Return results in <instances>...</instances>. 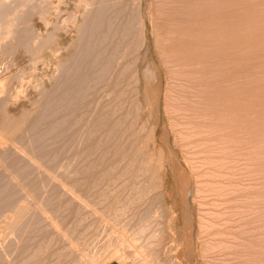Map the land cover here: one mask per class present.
<instances>
[{
  "label": "rangeland",
  "instance_id": "obj_1",
  "mask_svg": "<svg viewBox=\"0 0 264 264\" xmlns=\"http://www.w3.org/2000/svg\"><path fill=\"white\" fill-rule=\"evenodd\" d=\"M52 1L3 0L2 5L0 2V22L7 21L5 18L13 12L12 17L17 19L13 22L14 31L11 28L12 37L0 42V82H4L0 84L4 91H0V100L7 101L11 86L19 82L15 78H27L24 72L34 63L31 60L37 56V43L42 40L44 44L43 39L45 42L53 34L58 35L60 30L53 27L60 28L65 19L68 24L63 22L60 28L65 31L59 32L62 46H58L61 50L72 45L68 47V52L72 50L69 57L63 54L64 49L58 52L67 62L63 61L55 79L41 87L25 82V94L22 93L18 105L7 101L9 108L7 103V108L2 105L4 111L1 108L17 128L13 137L20 142L18 145L31 150V157L42 158L39 163L46 170L39 163L35 164L41 168L31 165L13 149L0 151V157L4 155L0 159V166L4 167H0V264H86L88 260L94 263L87 264H264V0H88L79 14L74 11L77 0H64L45 31L41 16L51 8ZM88 29L96 31H91L92 42L84 46L91 35ZM33 36L36 37L32 40ZM19 37L25 40L22 45ZM11 47L14 52L10 53ZM8 48L9 54L2 55ZM145 48L155 65L157 81L150 84L148 107L143 120L138 121L137 77ZM80 64L78 69L86 67V77H77L84 86L78 83V93L81 90L79 94L86 98L76 96L80 104L79 100L72 101L70 109L75 114L67 115V119L77 123L82 115L83 123L86 117L80 128L84 139L74 138L65 144V130L62 134L55 130L54 137L49 132L52 126L47 125L49 118L47 122H36L41 113L45 114L47 95L58 84L61 92L62 73L71 70L75 75L77 71H73ZM90 68L92 71L86 75L85 70ZM23 114L29 120L20 124ZM31 126L33 135L28 133L30 129L32 132ZM45 129L48 139L42 140ZM73 129L77 130L75 127L69 131ZM109 129L112 131L108 132ZM35 135L39 139L33 143L30 139ZM157 156L165 178L158 176L159 166L149 161ZM15 158L17 168H13L24 170L19 176L13 174L11 160ZM180 174L187 177L190 185L184 197L179 188ZM16 205L25 207V213L8 232L1 218L11 214ZM132 233L137 234L134 241L130 238ZM132 242L137 243L136 247Z\"/></svg>",
  "mask_w": 264,
  "mask_h": 264
},
{
  "label": "bare ground",
  "instance_id": "obj_2",
  "mask_svg": "<svg viewBox=\"0 0 264 264\" xmlns=\"http://www.w3.org/2000/svg\"><path fill=\"white\" fill-rule=\"evenodd\" d=\"M3 0H0V2H1V5H2V2ZM40 1V0H39ZM63 1L64 0H53L52 1V3H50L49 5H51L50 7V9L48 10V9H46V10H48L44 15H42L41 17V26L44 28V30H45V28H47L48 27V25L50 24V22H51V20H52V18H53V14H55L56 13V11L58 10V8L62 5V3H63ZM87 1L88 0H77V1H75L76 2V4H75V6H74V8H75V13L76 14H79L80 13V11H83L84 10V8H86V6L88 5V3H87ZM5 2V1H4ZM42 2H44V1H42ZM48 2H49V0H48ZM50 2H51V0H50ZM65 2V1H64ZM38 3V2H37ZM69 3V2H68ZM73 3H74V1H73ZM48 4V3H47ZM0 5V6H1ZM24 5H25V3H24ZM34 5H35V3H34ZM46 5V4H45ZM67 5V4H66ZM23 6V5H22ZM68 6V5H67ZM49 7V6H48ZM73 7V6H72ZM44 8H47V6H45ZM43 8V9H44ZM0 9H2V8H0ZM17 9V8H16ZM113 9V8H112ZM64 10V9H63ZM105 10V9H104ZM14 11V10H13ZM23 11V10H22ZM41 11V10H40ZM65 11V10H64ZM73 11V12H74ZM62 12V11H61ZM94 12V11H93ZM1 13V12H0ZM14 13V12H13ZM12 13V14H13ZM20 13V12H19ZM83 13V12H82ZM11 14V16H10V14L5 18V19H8L7 21H2V22H0V40H2V41H0V42H2L3 43V41L5 40L6 41V39H10V36L12 37V32L14 31L13 30V28L14 27H12L14 24H15V22H16V20L17 19H15V17H12V16H14V15H12ZM18 14V13H17ZM16 14V15H17ZM61 14H63V13H61ZM71 14V13H70ZM76 14H74L73 15V17L74 16H76ZM97 14H98V12H97ZM57 15V13L55 14V16ZM10 16V17H9ZM105 16V15H104ZM24 17V16H23ZM57 17V16H56ZM126 17V16H125ZM33 18V17H32ZM38 18V17H37ZM36 18V19H37ZM40 18V17H39ZM63 18H66L65 16L64 17H62V19ZM70 18V20L72 21V20H74V19H72V17H69ZM75 18V17H74ZM103 18V17H102ZM3 19H4V17H3ZM22 19V18H21ZM61 19V20H62ZM31 20V19H30ZM67 20H69V19H67ZM69 20V21H70ZM94 20H96V19H94ZM37 21V20H36ZM55 21V20H54ZM76 21V20H75ZM104 21V20H103ZM13 22H14V24H13ZM39 22V21H38ZM63 22H65V24L67 25L68 23V21L66 22V19H65V21L63 20L62 21V24L61 23H59V24H61V27H63L62 25H63ZM74 22V21H73ZM78 22V21H77ZM92 22V21H91ZM53 23V22H52ZM55 23V22H54ZM72 22H70L69 24H71ZM103 23V22H102ZM58 24V25H59ZM79 24V23H78ZM97 24V23H96ZM66 25H65V29H68L67 27H66ZM73 25H74V23H73ZM72 25V26H73ZM77 25V24H76ZM95 25V24H94ZM117 25V24H116ZM23 26V25H22ZM70 25H68V27H69ZM75 26V25H74ZM97 26H98V24H97ZM97 26H95V27H97ZM101 26V25H100ZM108 26V25H107ZM106 26V27H107ZM109 26H110V24H109ZM112 26H113V23H112ZM16 27V26H15ZM58 26L56 25V27H55V25H54V29L56 28V30L57 31H61L62 29H60V28H57ZM76 27H78V26H76ZM75 27V28H76ZM95 27L93 28V26H92V28L93 29H95ZM11 28H12V30H11ZM110 28H112V27H110ZM53 29V30H54ZM59 29V30H58ZM90 29V28H89ZM88 29V30H89ZM93 29H91V31H93V32H95L96 30H93ZM97 29V28H96ZM122 29V28H121ZM32 30V29H31ZM55 30V31H56ZM75 30V29H74ZM87 30V31H88ZM105 30H106V28H105ZM107 30H108V28H107ZM113 30H115V29H113ZM116 30H118L117 28H116ZM12 31V32H11ZM16 31V30H15ZM46 31V30H45ZM57 31H56V33H57ZM59 31V32H60ZM63 31H65L64 29L62 30V32L61 33H64ZM67 31V30H66ZM90 31V30H89ZM90 31V33L89 34H91L90 36H89V38H88V42L86 41V39H85V41L87 42H84V46H85V44H88L89 43V41H91V36H93L92 34V32ZM108 31H110V30H108ZM112 31V30H111ZM18 32V31H17ZM41 32V31H40ZM54 32V31H53ZM59 32L57 33L58 35H59ZM68 32V31H67ZM69 32H70V30H69ZM81 32V31H80ZM100 32V31H99ZM102 32V31H101ZM120 32V31H119ZM124 32V31H123ZM14 33V32H13ZM16 33V32H15ZM29 33H31L30 31H29ZM52 33V32H51ZM66 33V32H65ZM73 33H74V31H73ZM77 33V32H76ZM112 33V32H111ZM115 33V32H114ZM34 34V33H33ZM40 34H43V33H40ZM104 34V33H103ZM121 34V33H120ZM125 34V33H124ZM24 35V34H23ZM47 35L48 36H50V32L49 33H47ZM58 35H56L55 34V36H54V34L52 35V36H50L48 39H46L45 40V42H44V39H43V43L44 44H42V40H41V43L39 42V43H37L38 44V46L36 47V48H34L35 49V51L37 50V56H35L36 58H34L33 60H31L32 59V57L30 56V58H29V60H31V62H34V63H32V64H29L30 65V68L28 69V70H26V69H24V70H26L25 72H24V74L25 73H27L25 76H27V78L26 77H24V78H21V76L20 75H22V73H20V75H19V78H21V79H17L18 77V74H17V78H15L12 74V76H13V78H15V80H19V82L18 83H16V84H13V86H11L12 85V83L11 84H9L8 85V83H9V81H8V79H7V81H8V83H7V86H11L12 87V91H11V94H10V96H8L7 95V97H9L8 99H7V101L9 102H11L13 105H18V103L21 101V98L23 97L22 96V93H23V89L25 88L24 86H26V84H28L29 85V83H30V85H31V83L33 84H35L36 83V86L37 87H41L44 83H46L47 81H50V80H52L53 78L55 79V76L58 74V72H60V67L62 66V64H64L63 63V61L65 60H62L63 58H61L60 56H59V54H58V52L59 53H61L62 51H63V49H64V51H63V54H65V56H67V57H69V53L71 54V52H72V50H70L69 52H68V47L70 48L71 46L70 45H68L67 44V48H66V46L62 49L61 48V50H60V46H62V40L60 41L59 39H60V37L61 36H58ZM112 35V34H111ZM14 36V35H13ZM19 36V35H18ZM31 36V35H30ZM87 36V37H88ZM114 36V35H113ZM116 36V35H115ZM22 37V36H21ZM21 37H19V41H21V44L20 45H22V41L24 40V38H21ZM36 37V36H35ZM34 36H33V38H31L32 40L35 38ZM40 37H41V35H40ZM59 37V38H58ZM66 37V36H65ZM104 37V36H103ZM102 37V38H103ZM15 38H16V35H15ZM58 38V39H57ZM64 38V37H63ZM69 38V37H68ZM114 38V37H113ZM17 39V38H16ZM22 39V40H21ZM25 39H26V37H25ZM38 39V37L36 38V40ZM40 39V38H39ZM66 39V38H65ZM64 39V40H65ZM71 39V38H70ZM93 39V38H92ZM67 40V39H66ZM103 40H105V39H103ZM110 40V39H109ZM12 41V40H11ZM25 41V40H24ZM95 41H97V40H95ZM94 41V42H95ZM102 41V40H101ZM106 41V40H105ZM26 42H27V40H26ZM92 42V41H91ZM104 42V41H103ZM1 43V44H2ZM27 43H29V42H27ZM27 43H25L24 42V44H27ZM35 44H36V42H34ZM34 43H32L33 45H34ZM96 43V42H95ZM19 44V43H18ZM41 46H40V45ZM59 44H61L60 46H58ZM76 43H74V45H75ZM97 44H98V41H97ZM103 44V43H102ZM106 44H108V43H106ZM3 45V44H2ZM8 45V44H7ZM91 45H92V43H91ZM95 45V44H94ZM93 45V46H94ZM10 46V45H9ZM14 46V45H13ZM12 46V47H13ZM16 46H17V43H16ZM36 46V45H35ZM40 46V47H39ZM87 46H89V45H87ZM100 46V45H99ZM2 47V46H1ZM7 47V46H6ZM12 47H11V50H10V53H11V51L13 50L12 49ZM34 47V46H33ZM32 47V48H33ZM66 48V49H65ZM88 50H90V48H88V47H86ZM97 48V47H96ZM100 48V47H99ZM9 49L10 48H8V51H6L5 53L3 52V54L2 55H4L5 54V56L7 55V52H8V54H9ZM95 49V48H94ZM108 49V48H107ZM106 49V50H107ZM3 50V49H2ZM96 50V49H95ZM31 51V50H30ZM32 51H34V50H32ZM61 51V52H60ZM80 51V50H79ZM13 52H14V50H13ZM65 52V53H64ZM75 52V51H74ZM93 51H91V53H92ZM96 53H97V51H95ZM94 52V53H95ZM105 52V51H104ZM25 53H27L26 51H25ZM87 53V52H86ZM85 53V54H86ZM89 53V52H88ZM62 54V55H63ZM105 54V53H104ZM14 55V54H13ZM29 55H31V54H29ZM29 55H27V56H29ZM10 56V55H9ZM15 56V55H14ZM23 56V55H22ZM71 56V55H70ZM84 57L83 58H85V55H83ZM96 56V55H95ZM190 56V55H189ZM4 57V56H3ZM73 57V56H72ZM87 57V56H86ZM90 57V56H89ZM2 58V57H1ZM10 58H11V56H10ZM21 58V57H20ZM79 58V57H78ZM82 57H81V59L82 60H85V59H83ZM67 59H69V58H67ZM94 59H95V57H94ZM3 60V59H2ZM21 61V60H20ZM81 61V60H80ZM96 61V60H95ZM12 62V60L10 61V63ZM27 62V61H26ZM64 62H67L66 60L64 61ZM78 62H79V60H78ZM93 61H91V63H92ZM191 62V61H190ZM8 63V62H7ZM75 63H77V62H75ZM82 64H83V62H81ZM89 64L88 66L89 67H91V65L92 64ZM5 65H6V61H5V63H4ZM35 64V65H34ZM93 64H94V62H93ZM8 65V64H7ZM21 65V64H20ZM31 65H32V67H31ZM1 66V65H0ZM25 66H27V65H25ZM74 66V65H73ZM78 66V65H77ZM80 67H77V69L76 70H74L73 72L75 73V71H77V73H79V75H76L77 73H75V75L71 72V70L70 69H68V70H70L69 72L71 73V74H73V76L67 71V73H66V75H65V73H62V75H63V78H62V82H60V83H62V89H61V92H60V88H57V87H60V85L58 84V86L55 88V91L53 92V93H51L49 96L47 95V98H45V99H47V101H46V103H45V107H43L44 109V111H45V114H44V112L43 113H39L40 114V116H38L39 118L37 119V124H39V122H42V120H43V122H44V120L46 121V120H48V118H49V120L50 119H52V121H49L48 120V122H49V124L47 123V125L48 126H52V128L50 127V129H49V127H47V129H49L50 131L49 132H51L52 133V135L54 136V134H53V132H55V130H59L60 131V133L62 134V132L61 131H64L65 130V132L64 133H67V135L66 136H63V137H66V141L64 140V142H65V144H67V142H71V140L72 139H74V138H80V139H84V138H82L81 137V127L83 126V125H85V121H86V117H85V121H83V123H82V120L84 119L83 118V116L82 115H80L81 117H79V121L77 122V123H75V121L74 122H68V119H67V117H69V116H67V115H73V113L75 112H73V111H71V109H70V106H71V104H72V101H73V103L75 102H77L78 100V102H77V104L80 102V99H78L77 100V97H79V98H81L82 100L84 99V98H86V97H82V96H84L82 93L81 94H79L80 92H81V90L79 91V93H78V87H81L78 83H80V82H83V81H79L78 79L79 78H77L78 76L79 77H81V76H83V79H84V70L83 69H85V68H83V69H78V68H81V64L79 65ZM87 66V67H88ZM155 65L151 62V60H150V58L148 57V49L147 48H145L144 49V51H143V53L141 54V62H140V64H139V68H138V70H139V72H138V77L137 78H139L138 79V82H140V84H139V92L138 93H140L139 94V102L137 103L138 104V109H139V114H140V116H138V121H142L143 120V116H144V109H146L148 106H147V103H149V102H147L148 101V99H149V97H150V94H149V91H150V88H151V86L153 85V83L154 82H156L157 81V72H156V68L154 67ZM8 67H9V65H8ZM76 66H74V68H75ZM3 68V67H2ZM5 68V67H4ZM73 68V67H72ZM92 68V67H91ZM90 68V70H85V72L87 73L86 75H88L89 73H90V71H92V69ZM10 69H12V68H10ZM21 69H23V67H21ZM39 70V71H38ZM73 70V69H72ZM113 70V69H112ZM4 71V70H3ZM5 72V71H4ZM20 72V71H19ZM22 72V71H21ZM62 72H63V70H62ZM81 72H83V75H81ZM89 72V73H88ZM8 74V73H7ZM6 74V75H7ZM14 75H15V73H13ZM9 75V74H8ZM62 75H61V77H62ZM4 76V75H3ZM74 76H76V78H77V80L79 81H74L76 78H73ZM137 76V75H136ZM9 77H10V75H9ZM60 77V76H59ZM61 77L60 78H58V79H61ZM65 77V78H64ZM86 77V76H85ZM88 77V76H87ZM96 77V76H95ZM13 78H11V79H13ZM56 78V79H57ZM98 78H99V76H98ZM134 78V77H133ZM136 78V79H137ZM3 79H5V78H3ZM10 79V80H11ZM27 79V80H26ZM135 79V78H134ZM14 80V81H15ZM26 80V81H25ZM86 80V79H85ZM90 80V79H89ZM12 81V80H11ZM13 81V82H14ZM59 81V80H58ZM137 81V80H136ZM2 82H3V80H2ZM25 82H26V84H25ZM53 82H54V80H53ZM118 82V81H117ZM4 83V82H3ZM3 83H1L0 82V84H3ZM91 83V82H90ZM94 83V82H93ZM107 83V82H106ZM137 83V82H136ZM5 84H6V82H5ZM81 85H82V87H84L83 86V83H80ZM86 84V83H85ZM132 84V83H131ZM150 84H152L151 86H150ZM27 85V86H28ZM51 85V84H50ZM53 85V84H52ZM56 85V84H55ZM54 85V86H55ZM34 88H36V86H34V85H32ZM0 87H1V85H0ZM3 87V86H2ZM1 87V90L0 91H2V88ZM30 87V86H29ZM53 87V86H52ZM134 87V86H133ZM5 89L7 88L6 87V85H5V87H4ZM54 88V87H53ZM137 88V87H136ZM11 89V88H10ZM10 89H7V90H10ZM81 89V88H80ZM135 89V88H134ZM34 90V89H33ZM36 90V89H35ZM35 90H34V92H35ZM57 90H59L58 92H57ZM84 90V89H83ZM82 90V91H83ZM26 91V90H25ZM42 91V90H41ZM40 91V92H41ZM86 91H88V90H86ZM123 91V90H122ZM136 91V90H135ZM27 92V91H26ZM37 93H38V91H36ZM43 92V91H42ZM78 93V94H75V95H73L74 93ZM92 92V91H91ZM2 93H4V91H2ZM1 93V94H2ZM6 93V92H5ZM10 93V91H8V93H6V94H9ZM36 93V94H37ZM73 93V94H72ZM86 93V92H85ZM90 93V92H89ZM25 93H23V95H24ZM41 94V93H40ZM47 94V93H46ZM43 95H44V93H43ZM42 95V96H43ZM107 95H109V94H107ZM123 95V94H122ZM22 96V97H21ZM41 96V97H42ZM73 96V97H72ZM77 96V97H76ZM102 96V95H101ZM1 97V96H0ZM21 97V98H20ZM44 97V96H43ZM76 97V98H75ZM2 98V97H1ZM0 98V99H1ZM5 98V97H4ZM19 98H20V100H19ZM137 98V97H136ZM26 99V98H25ZM120 99V98H119ZM6 100V99H5ZM74 100H77V101H74ZM81 100V101H82ZM5 102L4 100L2 101V100H0V113L3 115V113L4 112H1L2 110H1V108L3 109V111H4V108L7 106L8 107V102ZM19 101V102H18ZM27 101V100H26ZM83 102V101H82ZM81 102V103H82ZM134 102V101H133ZM6 103H7V105H6ZM11 103H10V106L12 107L13 105H11ZM43 103V104H44ZM27 104V103H26ZM28 104H30V103H28ZM40 104V103H39ZM80 104V103H79ZM85 104V103H84ZM83 103H82V105L85 107V105H84ZM95 104V103H94ZM2 105H6L5 107L4 106H2ZM97 105V104H96ZM21 106V105H20ZM24 106V105H23ZM22 106V107H23ZM77 106H80V105H77ZM6 107V108H7ZM16 107V106H15ZM39 107V106H38ZM47 107V108H46ZM72 107V106H71ZM110 107V106H109ZM135 107V106H134ZM224 107V106H223ZM5 108V109H6ZM9 108V107H8ZM76 108V107H75ZM94 108V107H93ZM13 109H14V106H13ZM20 109H21V107H20ZM48 109H49V111H48ZM81 109V108H80ZM9 110V109H8ZM10 110H11V108H10ZM15 110H16V108H15ZM22 110V109H21ZM37 110H39V109H37ZM48 111V113H46L47 111ZM74 110V109H73ZM79 110V109H78ZM85 110V109H84ZM132 110V109H131ZM137 110V109H136ZM6 111V110H5ZM12 111V110H11ZM20 111V110H19ZM105 111V110H104ZM17 112V111H16ZM30 112H31V110H30ZM30 112H29V114H30ZM50 112V113H49ZM70 112V113H69ZM91 112V111H90ZM89 112V113H90ZM102 112V111H101ZM137 112H138V110H137ZM19 113V112H18ZM25 113V112H24ZM84 113V112H83ZM96 113V112H95ZM0 114V115H1ZM15 114V113H14ZM17 114V113H16ZM21 114H22V112H21ZM33 114V113H32ZM38 114V115H39ZM48 114V117L46 118V116L45 115H47ZM50 114V115H49ZM75 114V113H74ZM98 114H100V113H98ZM1 115V116H2ZM5 115V116H4ZM3 115V118L2 117H0V151H2V150H4V152H5V149H9L8 151H10L11 149H13L14 151H15V153L17 152V154H19V153H21V157L20 158H22V157H24L25 158V160H27L28 162H30L31 163V165H35V167L37 166V168H39L41 165H43V164H41L40 165V163H39V159L41 160L42 158H39L38 157V159L35 157H31V155H33L34 153H32V154H28V152H30V151H27V149H25L24 148V146H23V148H22V146L20 147L18 144L20 143L19 141V143L17 142V140H15L14 139V137H13V135H16L15 133L13 134V132L14 131H16V126H14L13 124H11V122L13 121V120H11L12 118L9 116V114H8V112H6L5 114ZM26 115V114H25ZM24 114H23V119L21 118V120L22 121H20L19 120V122H20V124L23 122V121H26L28 118L25 116ZM37 115V114H36ZM60 115H63V117L62 116H60ZM84 115V114H83ZM137 115V114H136ZM14 116V115H13ZM16 116V115H15ZM18 116H19V118H20V114H18ZM27 116H28V114H27ZM32 116V115H31ZM34 116V115H33ZM44 116H45V118H44ZM124 116V115H123ZM42 117H43V119H42ZM113 117V116H112ZM128 117V116H127ZM71 118V117H70ZM69 118V119H70ZM74 118V117H73ZM82 118V120H80ZM91 118H92V116H91ZM99 118V117H98ZM106 118V117H105ZM14 119V118H13ZM18 118H16L15 120H17ZM24 119H26V120H24ZM41 121H40V120ZM75 119V118H74ZM73 119V120H74ZM107 119H109V118H107ZM135 119H136V117H135ZM147 119V118H146ZM29 120V119H28ZM30 120H32L31 118H30ZM54 120H56V121H54ZM72 120V121H73ZM95 120V119H94ZM126 120V119H125ZM18 121V120H17ZM54 121V122H53ZM59 121L61 122V124L59 123ZM96 121V120H95ZM94 121V122H95ZM98 121V120H97ZM108 121V120H107ZM136 121H137V119H136ZM19 122H18V124H19ZM30 122V121H29ZM47 122V121H46ZM53 122V123H52ZM157 122V118L155 117V123ZM13 123V122H12ZM36 123L34 122V128L35 127H37V126H35L36 125ZM58 123V124H57ZM71 123H72V125H71ZM87 123V122H86ZM96 123V122H95ZM101 122L99 121V124H100ZM133 123V122H132ZM139 123H142V122H138V124ZM144 123H146L145 122V120H144ZM15 124V123H14ZM20 124H19V129H20ZM24 124V126H25V123H23ZM28 124V123H27ZM108 124V123H107ZM106 124V125H107ZM143 124V123H142ZM134 125H136V124H134ZM133 125V126H134ZM46 126V125H45ZM66 126V127H65ZM72 126V127H71ZM80 126V127H79ZM127 126V125H126ZM140 126V125H139ZM144 126V125H143ZM143 126H141V127H143ZM23 127V126H22ZM32 127V132H31V129H30V131L28 132V133H30V134H32L33 133V131H34V128H33V126H31ZM76 127V129L77 130H74L73 129V132L72 131H69L70 129H72V128H75ZM117 127V126H116ZM138 127V126H137ZM28 128H30V127H28ZM65 128V129H64ZM96 129H97V126L95 127ZM110 128H112L111 126H110ZM125 128V127H124ZM150 128V127H149ZM22 129V128H21ZM36 129V128H35ZM103 129H105L106 130V128H103ZM29 130V129H28ZM40 130V129H39ZM46 130V129H45ZM127 130V129H126ZM48 130H46L44 133H43V136H40V138L42 139V140H44V138H42V137H45V138H47L46 137V135H47V133H49V132H47ZM102 131V130H101ZM110 131V129L108 130V132ZM112 131V130H111ZM110 131V132H111ZM134 131V133H135V130H133ZM19 132V131H18ZM22 132V131H21ZM35 132V131H34ZM87 132V131H86ZM100 132V130L97 132V133H99ZM137 132V131H136ZM17 133V132H16ZM45 133H46V135H45ZM63 133V134H64ZM95 132L93 131V133L92 134H94ZM106 134H107V132H105ZM113 133V132H112ZM152 133H153V130H152ZM21 134V133H20ZM29 134V135H30ZM37 134V133H36ZM57 134V133H56ZM59 134V133H58ZM96 134V133H95ZM101 134V133H100ZM110 134V133H109ZM123 134V133H122ZM33 135V134H32ZM40 135V134H39ZM45 135V136H44ZM48 136H50L49 134H48ZM59 136V135H58ZM57 136V137H58ZM87 136V135H86ZM85 136V137H86ZM96 136V135H95ZM100 136H102V135H100ZM99 136V137H100ZM108 136H110V135H108ZM17 137L18 138H20L19 137V135H17ZM21 137H23L24 138V135L23 136H21ZM37 136L35 135V136H32V138L30 139L31 141H33V143H36L37 142V140L39 139V137L38 138H36ZM52 137V136H51ZM54 137H56V136H54ZM60 137V136H59ZM90 137V136H89ZM98 137V138H99ZM23 138H21V139H23ZM53 138V137H52ZM52 138H50V139H52ZM91 138H92V136H91ZM90 138V139H91ZM98 138H97V141L96 142H98ZM17 139V138H16ZM48 139V138H47ZM58 139V138H57ZM63 139V138H62ZM68 139L70 140V141H68ZM89 139V138H88ZM111 139V138H110ZM93 140V139H92ZM96 140V139H95ZM102 140V139H101ZM105 140V139H104ZM112 140V139H111ZM94 141V140H93ZM106 141V140H105ZM39 142H41V140H39ZM38 142V143H39ZM43 142V141H42ZM45 142V141H44ZM72 142H73V140H72ZM76 142V141H75ZM30 143V142H29ZM32 142L30 143V145L31 144H33ZM46 143V142H45ZM44 143V144H45ZM56 143V142H55ZM84 143V142H83ZM24 144V143H23ZM41 144V143H40ZM64 144V145H65ZM69 144V143H68ZM72 144V143H71ZM109 144V143H108ZM108 144H106V145H108ZM25 145V144H24ZM29 145V144H28ZM43 145V144H42ZM70 145V144H69ZM75 145V144H74ZM96 145H98V144H96ZM95 145V146H96ZM36 146H38L37 144H36ZM79 146V145H78ZM89 146V145H88ZM99 146V145H98ZM29 147V146H28ZM31 148L32 147H34V145H32V146H30ZM39 147V146H38ZM64 147V146H63ZM77 147V146H76ZM91 147V146H90ZM94 147V146H93ZM41 148V147H40ZM49 148V147H48ZM47 148V149H48ZM81 148V147H80ZM34 149H35V147L32 149L33 150V152H34ZM36 149H37V147H36ZM42 149V148H41ZM44 149H46V147L44 148ZM44 149H43V151H44ZM46 149V150H47ZM62 149V148H61ZM71 149V148H70ZM90 150H92V149H90ZM95 150V149H94ZM96 150H97V148H96ZM140 150V149H139ZM14 151H12V152H14ZM36 151V150H35ZM37 151H38V149H37ZM43 151H41V152H43ZM98 151V150H97ZM96 151V152H97ZM84 152V151H83ZM92 152H93V150H92ZM2 153V152H1ZM9 153V152H8ZM15 153H14V155H15ZM50 153V152H49ZM59 153V152H58ZM70 153V152H69ZM52 154V153H51ZM61 154V153H60ZM65 154V153H64ZM96 154V153H95ZM151 154V153H150ZM154 154V153H153ZM9 155H11V153L9 154ZM35 155H38V154H35ZM34 155V156H35ZM41 155V154H40ZM46 155H47V152H46ZM66 155V154H65ZM71 155V154H70ZM79 155V154H78ZM88 155V154H87ZM147 155H149V154H147ZM2 156H4V155H1V157ZM16 156V155H15ZM39 156V155H38ZM45 156V155H44ZM155 156V155H154ZM1 157H0V159H1ZM11 157H12V155H11ZM10 157V158H11ZM14 157V156H13ZM12 157V158H13ZM43 157V156H42ZM52 157V156H51ZM53 157H55L56 158V156L54 155ZM64 157V156H63ZM78 157V156H77ZM82 157V156H81ZM93 157V156H92ZM11 158V159H12ZM19 158V159H20ZM24 158H22V159H24ZM45 158V157H44ZM60 158V157H59ZM66 158V157H65ZM152 157H150V162H151V164H157L158 165V162H156L157 161V158H158V156L156 157V159H154V158H152ZM171 158V157H170ZM51 159V158H50ZM67 159V158H66ZM2 160H4V159H2ZM1 160V161H2ZM5 160H7V159H5ZM4 160V161H5ZM21 160V159H20ZM43 160V159H42ZM105 160V159H104ZM3 161V162H4ZM12 162L11 163H13V166H12V169H14L13 167H15L16 166V164H17V159L15 158V159H13V160H11ZM38 161V162H37ZM53 161V160H52ZM66 161V160H65ZM71 161V160H70ZM73 161V160H72ZM76 161V160H75ZM159 161V160H158ZM2 162V163H3ZM19 162V161H18ZM27 162V163H28ZM143 162H144V159H143ZM146 163H148L147 161H145ZM149 162V163H150ZM1 163V162H0ZM6 163V162H5ZM20 163V162H19ZM27 163H25V165L27 164ZM37 163H39V165H36ZM51 163V162H50ZM53 163V162H52ZM55 163V162H54ZM10 164V163H9ZM29 164V163H28ZM27 164V165H28ZM46 164V163H45ZM144 164V163H143ZM150 164V165H151ZM161 165H155V166H157L158 167V169H159V172H158V176H159V174L161 175L162 174V176L165 178V170L162 168V163H160ZM2 165V164H1ZM4 165V164H3ZM95 165V164H94ZM149 165V164H148ZM9 166V165H8ZM18 166V165H17ZM29 166V165H28ZM28 166H27V168H28ZM39 166V167H38ZM47 166V165H46ZM49 166V165H48ZM56 166V165H55ZM1 168H4L3 166H0ZM42 167H44L45 168V166L43 165ZM51 167V166H50ZM50 167L48 168V170L50 169ZM15 168H17V167H15ZM20 168H22V167H20ZM23 168L25 169V167L23 166ZM31 168V167H30ZM41 168V167H40ZM43 168V169H44ZM78 168V167H77ZM108 168V167H107ZM178 168V167H177ZM8 169H9V167H8ZM12 169H10V173H13V174H17L18 176L20 175V173H23L24 172V170H22V169H20V171L17 169V171H16V169H14V171L12 172ZM32 169V168H31ZM63 169H65V168H63ZM6 170V169H5ZM26 170V169H25ZM28 170H30L29 168H28ZM44 170H46V168L44 169ZM56 170H57V168H56ZM16 171V172H15ZM23 171V172H22ZM39 171V170H38ZM41 171V170H40ZM65 171V170H64ZM74 171V170H73ZM158 171V170H157ZM156 171V172H157ZM179 171V170H178ZM9 172V171H8ZM33 172V171H32ZM42 172V171H41ZM41 172H40V174H41ZM46 172V171H45ZM49 172H50V170H49ZM27 173H28V171H27ZM30 173V172H29ZM37 173V172H36ZM39 173V172H38ZM42 173H44V172H42ZM53 173V172H52ZM55 173H57V172H55ZM44 174H46V173H44ZM54 174V173H53ZM71 174V173H70ZM157 174V173H156ZM11 175V174H10ZM37 175V174H36ZM43 175V174H42ZM61 175V174H60ZM13 176V178H14V175H12ZM12 176H10V178H12ZM55 176V175H54ZM26 178H27V176H26ZM90 178H91V176H90ZM96 178H97V176H96ZM164 178H162V179H164ZM179 178H180V183H179V188H180V192L182 193L181 195L184 197L187 193H188V191H189V183L186 181V179H187V177H186V179L183 177V176H181V174H180V176H179ZM15 179V178H14ZM35 179V178H34ZM157 179V178H156ZM16 180V179H15ZM14 180V181H15ZM18 180V179H17ZM94 180V179H93ZM44 181V180H43ZM49 181V180H48ZM23 182V181H22ZM161 182H162V180H161ZM17 183L19 184V182L17 181ZM24 183V182H23ZM49 183V182H48ZM79 183V182H78ZM40 184V183H39ZM61 185V184H60ZM52 186V185H51ZM7 187V186H6ZM9 187V186H8ZM21 187V186H20ZM36 187V186H35ZM44 187V186H43ZM54 187V186H53ZM152 187V186H151ZM159 187V186H158ZM5 188V187H4ZM45 188H46V186H45ZM57 188V187H56ZM65 188V187H64ZM43 189V188H42ZM66 189H67V187H66ZM80 189V188H79ZM152 189V188H151ZM161 189V188H160ZM20 191V190H19ZM40 191H41V189H40ZM88 191V190H87ZM95 191V190H94ZM158 191V190H157ZM23 192V191H22ZM67 192V191H66ZM20 193V192H19ZM26 193V192H25ZM40 193V192H39ZM146 194V193H145ZM147 196V195H146ZM2 197V196H1ZM39 197V196H38ZM11 198V197H10ZM35 199V198H34ZM158 200V199H157ZM17 202V201H16ZM20 202V201H19ZM155 202V201H154ZM1 203H3V202H1ZM7 203V202H6ZM156 203V202H155ZM1 205V204H0ZM7 206H8V204H6ZM5 205V209H7L8 207ZM10 205V204H9ZM26 205V204H25ZM29 205V204H28ZM39 205V204H38ZM152 205V204H151ZM159 205V204H158ZM2 206V205H1ZM150 206V205H149ZM10 207V206H9ZM16 208L15 209H12V211H11V214L10 213H8L9 215H6V216H4L3 215V218H1V219H4V226H3V228H5L7 231H8V229L9 230H11V229H13L17 224H18V222L21 220V218H22V216H23V214L25 213V207H18L17 208V205L15 206ZM44 208V207H43ZM28 210V209H27ZM35 210V209H34ZM41 210V209H40ZM7 211V210H6ZM9 211V210H8ZM2 212H5V210L4 211H2ZM10 212V211H9ZM43 212V211H42ZM51 212V211H50ZM45 213V212H44ZM47 213H49V212H47ZM2 215H0V217H1ZM50 217V216H49ZM76 217V216H75ZM159 217V216H158ZM46 218V217H45ZM48 219V218H47ZM47 219H45V220H47ZM145 220H146V218H145ZM2 221V220H1ZM57 221H58V219H57ZM51 222V221H50ZM60 223V222H59ZM149 223H150V221H149ZM1 224V223H0ZM39 224V223H38ZM145 224V223H144ZM52 225H54V224H52ZM138 226V225H137ZM54 227H55V225H54ZM135 227V226H134ZM23 228V227H22ZM22 228H21V230H22ZM0 229H1V226H0ZM70 229V228H69ZM143 229V228H142ZM56 230H57V228H56ZM134 230V229H133ZM68 231V230H67ZM86 231V230H85ZM6 232V231H5ZM9 232V231H8ZM60 232V231H59ZM75 232V231H74ZM140 232V231H139ZM139 232L138 231H136V233L137 234H139ZM57 233V232H56ZM55 233V234H56ZM83 233V232H82ZM134 234V233H132L133 235H131V237L130 238H132L133 240L132 241H134V238L136 237V235L137 234ZM77 234V233H76ZM19 235V234H18ZM135 235V236H134ZM146 235V234H145ZM65 236V235H64ZM63 236V237H64ZM130 236V235H129ZM133 236H134V238H133ZM149 236V235H148ZM153 236V235H152ZM5 237V236H4ZM137 238V237H136ZM168 238V237H167ZM150 239V238H149ZM60 240V239H59ZM63 240V239H62ZM131 240V239H130ZM165 241V240H164ZM78 242V241H77ZM85 242V241H84ZM169 242V241H168ZM71 243V242H70ZM69 243V244H70ZM75 243V242H74ZM133 243V242H132ZM135 243V242H134ZM134 243L132 244V246L133 247H136V245H137V243L134 245ZM78 244V243H77ZM76 244V245H77ZM75 245V246H76ZM87 245H88V243H87ZM71 246V245H70ZM149 246V245H148ZM95 247V246H94ZM71 248H72V250H75V248L74 247H72L71 246ZM79 248V247H78ZM145 248V247H144ZM82 249V248H81ZM87 249V248H86ZM80 250V249H79ZM84 250H85V248H84ZM138 250V249H137ZM137 250H136V252H137ZM142 250V249H141ZM28 251V250H27ZM77 251V249L75 250V252ZM83 251V250H82ZM78 252V251H77ZM135 252V253H136ZM119 253V252H118ZM138 253V252H137ZM168 253V252H167ZM79 254V253H78ZM81 254V253H80ZM117 254V252H114V255H116ZM0 256H1V254H0ZM110 256V255H109ZM113 256V255H112ZM59 257V256H58ZM78 257V256H77ZM82 257H83V254H82ZM86 257V256H85ZM85 257H83V259L85 258ZM118 257V256H117ZM6 258V257H5ZM112 258V257H111ZM178 258V257H177ZM80 260H81V258H79ZM82 259V260H83ZM169 259V258H168ZM5 260V259H4ZM55 260V259H54ZM70 260V259H69ZM176 260V259H175ZM0 261H1V259H0ZM84 261H85V259H84ZM89 261V260H88ZM87 261V262H88ZM92 261V260H91ZM95 261V260H94ZM147 261V260H146ZM2 262V261H1ZM80 262V261H79ZM87 262H86V264H87ZM171 262V261H170ZM88 263H94V262H88ZM98 263V262H97ZM145 263V262H144ZM147 263H148V261H147ZM11 264V263H10ZM84 264V263H83ZM95 264H96V261H95ZM101 264V263H100ZM161 264V263H160ZM166 264V263H165Z\"/></svg>",
  "mask_w": 264,
  "mask_h": 264
}]
</instances>
